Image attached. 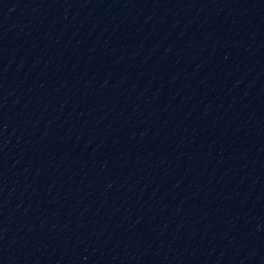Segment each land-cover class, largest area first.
<instances>
[{
  "label": "water",
  "instance_id": "obj_1",
  "mask_svg": "<svg viewBox=\"0 0 264 264\" xmlns=\"http://www.w3.org/2000/svg\"><path fill=\"white\" fill-rule=\"evenodd\" d=\"M0 264H264V0H0Z\"/></svg>",
  "mask_w": 264,
  "mask_h": 264
}]
</instances>
